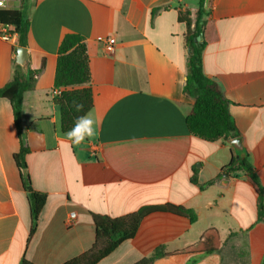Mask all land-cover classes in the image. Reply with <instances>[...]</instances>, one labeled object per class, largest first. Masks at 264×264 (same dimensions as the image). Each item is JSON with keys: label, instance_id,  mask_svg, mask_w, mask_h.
Wrapping results in <instances>:
<instances>
[{"label": "crops", "instance_id": "obj_1", "mask_svg": "<svg viewBox=\"0 0 264 264\" xmlns=\"http://www.w3.org/2000/svg\"><path fill=\"white\" fill-rule=\"evenodd\" d=\"M18 2V3H17ZM200 0H9L31 20L26 47L35 88L24 94L26 156L34 190L47 195L31 238L30 208L14 156L21 150L11 103L0 98V264H65L88 252L93 215L123 217L173 204L196 221L146 216L133 239L98 264H263L264 222L244 172L222 174L229 141H205L186 124L195 100L184 93L188 27ZM203 68L229 103L249 163L264 187V0H211ZM12 26H1L4 29ZM84 37L98 136L73 145L54 104L58 50ZM112 38L114 50L106 49ZM18 36L0 38V89L15 74ZM45 67L41 69L42 63ZM76 219L69 224L70 214ZM218 235V252L200 251Z\"/></svg>", "mask_w": 264, "mask_h": 264}, {"label": "trees", "instance_id": "obj_2", "mask_svg": "<svg viewBox=\"0 0 264 264\" xmlns=\"http://www.w3.org/2000/svg\"><path fill=\"white\" fill-rule=\"evenodd\" d=\"M205 0H200V8L195 21L186 17L180 20L188 27L186 46L189 51L187 76L184 93L195 100L192 112L186 118L190 133L205 141L226 142L237 138L238 132L229 112V103L221 93L217 83L206 76L203 68V54L206 41L198 42L197 38L205 34L208 24L206 19L210 9H205ZM31 20L23 10L0 9V25L12 26L18 36V47L26 48ZM45 67L42 63L41 69ZM35 74L30 72L26 76L20 65L15 64V74L10 83L0 89V98L7 99L12 106L16 128L19 137L26 132L24 123V94L35 88ZM55 91L59 94L53 97L54 104L60 108L61 131L70 130L77 117L88 114L94 106V94L91 87L90 58L84 37L78 34L66 35L58 50L57 67L54 81ZM83 105L81 111H76L75 104ZM29 148L21 146L14 159L22 176L23 188L27 195L30 208V235L37 229L40 213L42 212L47 195L34 190L28 171L26 156ZM244 172L248 181L258 194V222H264V187L253 166L249 163L248 155L240 160L232 158L230 164L222 174ZM153 213H167L196 221L192 210L173 204L146 206L132 214L112 218L109 216L93 215V222L97 229V236L93 247L86 253L66 262L65 264H98L101 260L114 252L122 243L129 241L136 235L143 219ZM205 239V245L200 251L205 254L218 252V235L210 230ZM166 256L162 249L154 255L145 258L136 264H152L157 258ZM20 264H34L23 258ZM264 264V263H263Z\"/></svg>", "mask_w": 264, "mask_h": 264}, {"label": "clouds", "instance_id": "obj_3", "mask_svg": "<svg viewBox=\"0 0 264 264\" xmlns=\"http://www.w3.org/2000/svg\"><path fill=\"white\" fill-rule=\"evenodd\" d=\"M74 106L78 112L83 109L82 104L76 103ZM98 127L99 121L94 120L90 114H86L76 118L73 127L65 133V136L73 145L79 146L86 140L98 136Z\"/></svg>", "mask_w": 264, "mask_h": 264}, {"label": "water", "instance_id": "obj_4", "mask_svg": "<svg viewBox=\"0 0 264 264\" xmlns=\"http://www.w3.org/2000/svg\"><path fill=\"white\" fill-rule=\"evenodd\" d=\"M211 4V0H205V9H209ZM198 42L204 41V35L201 34L197 38ZM29 62H30V57L28 54V51L24 47H17L16 49V64L20 65L21 68L23 69L24 73L26 76H29ZM230 145L232 146L233 149V156L237 159L240 160L243 157L247 156V151L244 147L243 144V139L241 137L234 138L229 141ZM22 144L24 147H27V134L24 133L22 135Z\"/></svg>", "mask_w": 264, "mask_h": 264}, {"label": "built area", "instance_id": "obj_5", "mask_svg": "<svg viewBox=\"0 0 264 264\" xmlns=\"http://www.w3.org/2000/svg\"><path fill=\"white\" fill-rule=\"evenodd\" d=\"M9 0H0V9L4 8L5 5L7 4ZM16 36V33L14 32L13 29H4L3 31L0 32V38H2L4 41H12L14 40V37ZM106 49L108 51H113L114 50V41L112 38L108 39L106 41ZM59 94V91H55V95ZM76 219V213L72 212L70 214V219H69V224H72Z\"/></svg>", "mask_w": 264, "mask_h": 264}, {"label": "rangeland", "instance_id": "obj_6", "mask_svg": "<svg viewBox=\"0 0 264 264\" xmlns=\"http://www.w3.org/2000/svg\"><path fill=\"white\" fill-rule=\"evenodd\" d=\"M17 1H21V0H17ZM18 3V2H17Z\"/></svg>", "mask_w": 264, "mask_h": 264}]
</instances>
